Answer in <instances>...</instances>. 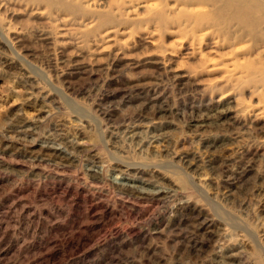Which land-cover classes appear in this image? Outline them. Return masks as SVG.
I'll use <instances>...</instances> for the list:
<instances>
[{"label":"rangeland","instance_id":"obj_1","mask_svg":"<svg viewBox=\"0 0 264 264\" xmlns=\"http://www.w3.org/2000/svg\"><path fill=\"white\" fill-rule=\"evenodd\" d=\"M211 4L0 0V264H264V21Z\"/></svg>","mask_w":264,"mask_h":264},{"label":"bare ground","instance_id":"obj_2","mask_svg":"<svg viewBox=\"0 0 264 264\" xmlns=\"http://www.w3.org/2000/svg\"><path fill=\"white\" fill-rule=\"evenodd\" d=\"M210 3L214 7L212 10L215 14L228 17L229 22L234 25L231 28L234 29L235 34H239L241 40L243 38L255 39L260 33L258 27L264 21V4H261L259 0H210ZM201 15H191L190 19H197L200 22ZM155 17L160 19L161 15L157 14Z\"/></svg>","mask_w":264,"mask_h":264}]
</instances>
